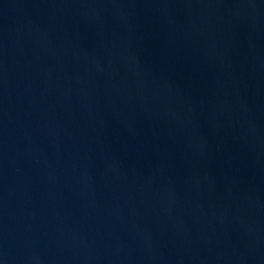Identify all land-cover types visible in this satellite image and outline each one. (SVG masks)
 I'll list each match as a JSON object with an SVG mask.
<instances>
[{
    "label": "water",
    "instance_id": "95a60500",
    "mask_svg": "<svg viewBox=\"0 0 264 264\" xmlns=\"http://www.w3.org/2000/svg\"><path fill=\"white\" fill-rule=\"evenodd\" d=\"M0 264H264V0H0Z\"/></svg>",
    "mask_w": 264,
    "mask_h": 264
}]
</instances>
